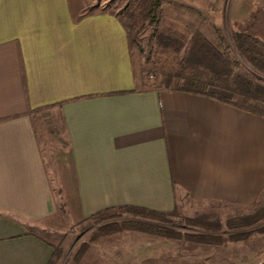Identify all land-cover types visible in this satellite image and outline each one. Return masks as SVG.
Here are the masks:
<instances>
[{
    "label": "crops",
    "instance_id": "1",
    "mask_svg": "<svg viewBox=\"0 0 264 264\" xmlns=\"http://www.w3.org/2000/svg\"><path fill=\"white\" fill-rule=\"evenodd\" d=\"M84 8L83 0H0V264L49 263L55 243L36 228L60 202L77 223L120 207L264 206V117L208 96L138 88L119 19L81 18ZM230 16L246 24L236 8ZM40 112L60 131L48 156ZM138 255L97 253L82 264H135Z\"/></svg>",
    "mask_w": 264,
    "mask_h": 264
},
{
    "label": "rangeland",
    "instance_id": "2",
    "mask_svg": "<svg viewBox=\"0 0 264 264\" xmlns=\"http://www.w3.org/2000/svg\"><path fill=\"white\" fill-rule=\"evenodd\" d=\"M170 1L172 5L163 7L164 12L157 29L177 24V28L184 32L191 25L192 29L200 31L209 40L215 39V29L226 38H229V34L233 31L241 32L239 31L241 28H247L249 32L260 35L246 32L260 39L261 35H264V0H217L218 2L215 3L199 0L198 5L179 2L182 0ZM83 3L85 11L103 10L114 14H117L124 5L123 0H83ZM235 8L240 11V16L246 17L245 25L238 26L239 24L230 18ZM157 29L146 28L138 35L137 42L129 47L138 88L164 89L161 85L162 78L154 66L156 51L154 30ZM261 77L264 84V76ZM219 94L228 99L237 98L222 92ZM38 115L34 116L36 129L43 138L44 151L46 147L45 153L48 156L54 150L58 151L60 142L57 140L60 131L52 128L55 124L50 123L43 116L45 114L40 112ZM53 135L56 136V141L52 139ZM262 204L264 205V198ZM197 207L184 202L163 218L151 219L141 216L131 218L127 214H122L107 219L77 223L68 216L64 204L60 202L55 216L42 223L36 231L55 244H60L62 253L57 264H82L85 261L82 257H90L92 259L90 262L95 263V258L92 257L97 253L122 258L125 254L129 256L138 251V258L134 261L130 260V263L262 264L264 262V231H260L264 226V219L252 222L250 225L245 224L249 217L256 218L255 209L240 212L236 208L214 205L210 206L213 208L211 211L200 212L197 211ZM239 216L244 225H240ZM128 219L155 226L157 234L124 230L123 225ZM199 221L200 223H197ZM239 233H247V235L237 238L236 235ZM81 249L86 250L82 256ZM104 261L112 264V261Z\"/></svg>",
    "mask_w": 264,
    "mask_h": 264
},
{
    "label": "trees",
    "instance_id": "3",
    "mask_svg": "<svg viewBox=\"0 0 264 264\" xmlns=\"http://www.w3.org/2000/svg\"><path fill=\"white\" fill-rule=\"evenodd\" d=\"M123 1L124 5L117 14L109 13L121 22L129 47L137 42L138 35L146 28L157 29L164 5H172L170 0ZM100 12L107 11L83 10L81 18ZM190 26L184 32L177 28V24L154 30V66L162 78L164 89L208 96L264 117V84L261 77L264 76V41L237 31L231 32L226 38L216 29L215 39L209 40ZM220 92L237 98L228 99ZM255 210L256 218L249 217L245 224L264 219V207L257 206ZM124 213L151 219L167 215L134 207H120L100 211L90 220L107 219ZM240 218V225H244ZM127 221L123 225L124 230L157 234V228L153 225L134 219ZM263 227L261 232L264 231ZM246 235L239 233L236 236L241 238ZM52 247L53 254L48 264H57L62 253L60 244Z\"/></svg>",
    "mask_w": 264,
    "mask_h": 264
}]
</instances>
